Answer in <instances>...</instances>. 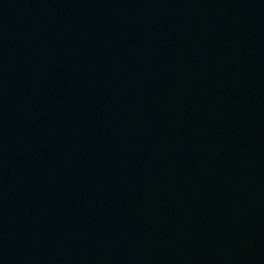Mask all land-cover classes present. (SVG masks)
I'll use <instances>...</instances> for the list:
<instances>
[{
    "label": "water",
    "instance_id": "1",
    "mask_svg": "<svg viewBox=\"0 0 264 264\" xmlns=\"http://www.w3.org/2000/svg\"><path fill=\"white\" fill-rule=\"evenodd\" d=\"M0 264H264V0H0Z\"/></svg>",
    "mask_w": 264,
    "mask_h": 264
}]
</instances>
